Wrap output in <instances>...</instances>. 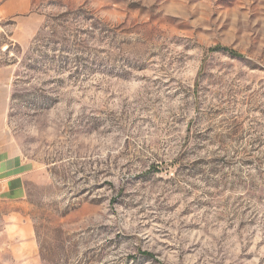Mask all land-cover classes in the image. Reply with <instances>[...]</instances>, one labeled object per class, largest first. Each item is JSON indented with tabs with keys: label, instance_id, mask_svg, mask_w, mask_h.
<instances>
[{
	"label": "rangeland",
	"instance_id": "374dc122",
	"mask_svg": "<svg viewBox=\"0 0 264 264\" xmlns=\"http://www.w3.org/2000/svg\"><path fill=\"white\" fill-rule=\"evenodd\" d=\"M13 61L0 264H264V0H0Z\"/></svg>",
	"mask_w": 264,
	"mask_h": 264
},
{
	"label": "crops",
	"instance_id": "0c3cea01",
	"mask_svg": "<svg viewBox=\"0 0 264 264\" xmlns=\"http://www.w3.org/2000/svg\"><path fill=\"white\" fill-rule=\"evenodd\" d=\"M15 65L7 64L0 67V181L5 183L6 188L18 189L16 196H20L21 185L33 168V163L25 156L9 126Z\"/></svg>",
	"mask_w": 264,
	"mask_h": 264
},
{
	"label": "trees",
	"instance_id": "16d2710c",
	"mask_svg": "<svg viewBox=\"0 0 264 264\" xmlns=\"http://www.w3.org/2000/svg\"><path fill=\"white\" fill-rule=\"evenodd\" d=\"M228 52H231V53H233V54H239V53H237L235 50H233V49H231V48H229V47H226L225 48ZM14 63H17V62H15V61H13V62H8L7 64H14ZM6 64V65H7ZM12 97H13V95H12Z\"/></svg>",
	"mask_w": 264,
	"mask_h": 264
}]
</instances>
